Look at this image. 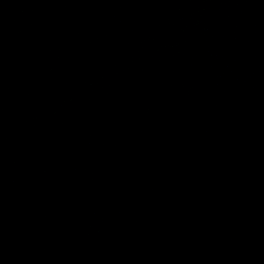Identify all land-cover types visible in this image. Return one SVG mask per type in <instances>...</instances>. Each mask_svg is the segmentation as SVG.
Here are the masks:
<instances>
[{"label":"water","instance_id":"water-1","mask_svg":"<svg viewBox=\"0 0 264 264\" xmlns=\"http://www.w3.org/2000/svg\"><path fill=\"white\" fill-rule=\"evenodd\" d=\"M264 55V0H0V155Z\"/></svg>","mask_w":264,"mask_h":264}]
</instances>
